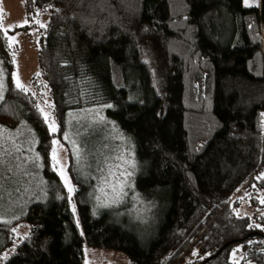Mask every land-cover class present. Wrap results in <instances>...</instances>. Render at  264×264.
<instances>
[{
    "label": "trees",
    "instance_id": "1",
    "mask_svg": "<svg viewBox=\"0 0 264 264\" xmlns=\"http://www.w3.org/2000/svg\"><path fill=\"white\" fill-rule=\"evenodd\" d=\"M23 1L29 23L12 32L48 16L39 75L32 90L15 89L16 47L0 27L8 82L0 125L34 131L48 197L0 222V252L12 249L0 264H87L86 247L128 264H264V0ZM42 85L55 134L38 111ZM95 106L135 152L129 200L105 208L91 200L94 181L78 176L63 136L70 112ZM54 140L67 152L71 202L52 170ZM137 199L149 206L147 221L132 212ZM21 222L30 231L16 238Z\"/></svg>",
    "mask_w": 264,
    "mask_h": 264
},
{
    "label": "rangeland",
    "instance_id": "2",
    "mask_svg": "<svg viewBox=\"0 0 264 264\" xmlns=\"http://www.w3.org/2000/svg\"><path fill=\"white\" fill-rule=\"evenodd\" d=\"M259 1L260 0H250V3H252L254 6H257ZM47 18V14H43L35 21L36 25L34 28L26 31L17 30L12 32L16 28L20 29L27 26L29 23L24 11V1L0 0V27L6 32L10 43L16 47L15 69L13 73H18L21 83H23L26 88L30 90L33 88L31 83L32 77H34L38 72L37 51L41 38V29L43 28L41 27V24L46 25ZM13 40L15 43L12 42ZM0 62H2L0 63V70L3 71V79L7 87V70L5 69L4 61L1 57ZM36 96L39 101L40 108H43L46 112L50 113L52 119V108L48 107V104L52 105V100L46 87L42 85ZM96 112H99L100 116L109 122V119L106 117L103 108L100 106H95L70 112L67 117V127L68 133L71 134L72 140L77 141V147H80L82 152L87 151V149H92L94 152L102 151L106 156L111 157L109 164L104 167L102 173L97 170L95 164L93 163L95 157L92 155L86 156L80 165L81 170H77L78 176L80 178L85 180L93 179L94 185L90 193V198L92 201H95L96 204L102 206V208H105L114 204L124 203L129 200L128 193L129 189L132 188V176L128 177L127 173H133L131 162L135 163V152L133 146L132 151L130 152L129 147L125 142L128 139L124 135L123 138L117 136L116 127L113 128V124L110 122L108 123L107 127L99 125L96 127L95 131L86 129L82 130L80 135L76 134L77 128H79L80 125L84 123L83 118L87 117V119L91 121L95 117ZM24 123L25 124H20L21 126L19 125L17 129H7L13 132L21 129L23 135H27L29 129L31 130V127L26 122ZM0 127L4 126L0 125ZM85 132L87 133L86 135L84 134ZM32 133H34V131H32ZM119 133L122 132L119 131ZM34 135L36 136L35 133ZM70 144L72 146L71 141ZM36 146L37 143L32 146V151L23 152V156L28 158L26 162L27 174L20 172L18 175L13 176V174L7 170L4 172V185L7 191L3 193V199L0 201V222H12L21 218L24 216L26 210L32 203L44 202L48 197L45 183L38 180V178L41 177L40 172L43 162L41 155L36 150ZM54 148L58 149L59 156L62 162L65 163L68 173V157L65 148L60 145L59 142L54 145ZM73 150L75 151L74 148ZM36 154H39L40 159L36 164H33L31 160ZM120 157H122V159H120ZM126 161L128 163H126ZM89 164H92L93 166L89 168ZM7 177H12L11 181L8 180ZM121 185H123V193L121 194L119 202L114 203L113 201L117 199V193L120 192ZM72 205L73 203H71V208ZM242 207L243 213H247L248 208H246L247 204L245 202H243ZM148 209L149 206L146 203L140 199H137V205L132 208V212L135 216L147 221ZM129 213L130 212L128 210L127 214ZM121 214L124 213L121 212ZM29 231L30 226L25 222H21L15 230V237L21 238L27 235ZM2 244L3 240L0 234V247ZM11 251L12 249H7L4 250V252H0V260H2L5 256L7 257ZM85 253L87 264H128V260L123 254H114L88 247H86ZM234 258H236V255H234Z\"/></svg>",
    "mask_w": 264,
    "mask_h": 264
},
{
    "label": "snow or ice",
    "instance_id": "3",
    "mask_svg": "<svg viewBox=\"0 0 264 264\" xmlns=\"http://www.w3.org/2000/svg\"><path fill=\"white\" fill-rule=\"evenodd\" d=\"M244 5L246 7H252L254 6L252 3H250V0H243ZM78 4H82L83 0H77ZM59 11V9H57ZM73 18H77L75 15ZM78 19L81 21L83 25H88L90 23H95L94 20H91L89 17L80 16ZM45 25L41 24V27H44ZM15 43V41H12ZM11 47V44L9 45ZM13 57L15 58V53H13ZM15 62V59H14ZM2 63V62H0ZM3 71L0 70V101L4 100V93L7 91V87L4 83L3 79ZM39 75V73H37ZM12 79L15 84V89L20 92H27L26 86L21 83L20 77L18 73H13ZM47 87V85H45ZM47 103V101H46ZM38 107V106H37ZM49 108L54 107V105L48 104ZM104 107L111 108L112 105H105ZM0 111H3L2 106H0ZM38 111L40 115L42 116L44 122L47 124L48 129L50 133H57L59 131L56 121L51 119V114L46 112L43 108H38ZM84 123L80 125L79 128L76 130V134L80 135L82 130L91 129L92 131L96 130V127L99 125H103L104 127H107L108 123L102 116H100L99 112L95 113V117L89 121L87 117L83 118ZM79 123V121H78ZM23 127V126H22ZM113 128H115V125H113ZM87 134L86 132L84 133ZM116 135L123 138V134L119 133V130L116 129ZM63 136L66 140L71 141L73 148L75 149L73 155L76 157L77 160V170L80 171V165L82 164L84 158L88 155H92L95 157V160L93 163L95 164L98 171L101 173L104 170V167L109 164V161L111 160V157L106 156L102 151L94 152L92 149H87V151L82 152L80 147H77V141L72 140L71 134L68 132L63 133ZM107 138V137H106ZM126 144L129 147L130 152L132 151V144L130 140L125 141ZM37 143L35 139L34 133L29 129L27 135H23L22 130L18 129L17 131H10L5 127H0V201L3 199V193L7 191L4 180L5 175L4 172L7 170L8 172H11L13 176L18 175L20 172H24L27 174L26 169V162L28 160L27 157L23 156L24 151H32V146ZM54 145H56L58 142L53 141ZM87 143V142H86ZM40 157L39 154H36L31 162L33 164H36L39 161ZM122 159V157H120ZM126 163H128L126 161ZM51 166L52 170L57 172L61 180L63 181L64 187L67 190V197L66 199L71 202L73 198V194L76 192V189L73 187L72 182L68 176L65 163L62 162L59 152L57 148H53L51 153ZM93 165L89 164L88 167L91 168ZM131 167L135 168L136 164L134 162H131ZM127 176H132L131 172L127 173ZM8 180L11 181L12 177H7ZM131 186V185H129ZM18 190V189H14ZM123 193V185L120 186V192L117 193V199L114 200V203H118L121 194ZM65 198V197H60ZM261 203H264V200L261 201ZM73 212H75V204L72 205ZM4 223H8L7 221H4ZM235 255V253H233ZM4 259H7L5 256Z\"/></svg>",
    "mask_w": 264,
    "mask_h": 264
},
{
    "label": "water",
    "instance_id": "4",
    "mask_svg": "<svg viewBox=\"0 0 264 264\" xmlns=\"http://www.w3.org/2000/svg\"><path fill=\"white\" fill-rule=\"evenodd\" d=\"M240 240H233V241H230L229 243H227L218 253H216L212 258H216L224 249H226L228 246L232 245V244H235V243H238ZM206 261L203 263L205 264Z\"/></svg>",
    "mask_w": 264,
    "mask_h": 264
}]
</instances>
